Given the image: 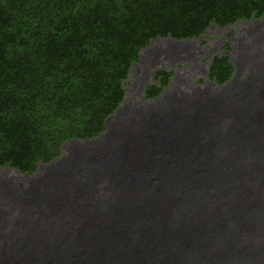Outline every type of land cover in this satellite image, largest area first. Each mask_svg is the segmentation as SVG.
Wrapping results in <instances>:
<instances>
[{
    "label": "bare ground",
    "instance_id": "1",
    "mask_svg": "<svg viewBox=\"0 0 264 264\" xmlns=\"http://www.w3.org/2000/svg\"><path fill=\"white\" fill-rule=\"evenodd\" d=\"M225 28L241 61L223 54L235 72L221 94L210 80L173 95L193 87L171 70V94L141 107L128 92L105 132L41 172L0 166V264H264V22ZM158 40L140 61L198 59L195 39Z\"/></svg>",
    "mask_w": 264,
    "mask_h": 264
},
{
    "label": "trees",
    "instance_id": "2",
    "mask_svg": "<svg viewBox=\"0 0 264 264\" xmlns=\"http://www.w3.org/2000/svg\"><path fill=\"white\" fill-rule=\"evenodd\" d=\"M263 15L264 0H0V166L32 174L66 142L105 132L151 39ZM233 72L230 57L216 55L207 76L225 84ZM172 74L156 70L146 97Z\"/></svg>",
    "mask_w": 264,
    "mask_h": 264
},
{
    "label": "rangeland",
    "instance_id": "3",
    "mask_svg": "<svg viewBox=\"0 0 264 264\" xmlns=\"http://www.w3.org/2000/svg\"><path fill=\"white\" fill-rule=\"evenodd\" d=\"M261 21L264 22V19H261ZM231 28H236V26L235 27L232 26ZM263 30H264V28H263ZM227 31H228V29H226V28H219V27L214 25V26L209 27L207 29V32L202 34L201 37H196L195 40L197 41V44L199 46V49H197L198 54L196 57L198 59H196L193 62H190L186 65L183 64L184 66L182 64H180L179 61H176V62L171 61L170 62L171 65L167 64V65H164L163 67L162 66L160 67V65L156 62L149 63L147 61L146 62H140L138 64V66L137 65L133 66L129 80H127L126 84H125L126 95L128 94V92H130L131 94L134 95V98L136 100H139L140 99V92H138L139 83L146 81L143 83L147 84L150 81H152L154 71L156 70L157 67H158V69H166L167 71H170V70L174 71L175 70L174 76H177L178 79L182 78L181 79L183 81L182 84L187 83V84H190L191 87H194V86H198V87H204L205 86L206 87V85L208 83H210V80L207 79V69H208L207 67L209 66V62L211 61V58L214 55L223 54V53H225V51H228L229 56L231 57L232 61L234 63L236 61V64L240 65L241 53L234 46L237 43L234 40H229V38L225 35V32H227ZM241 34L242 33H239L237 30H235V37H240ZM229 43H233L231 45V47H229L227 45ZM205 51H206V53H205ZM183 55L187 56V54H183ZM147 58L150 61H153L157 58H161L163 60V63H165V64L168 63V60L166 59V56H165L161 46H153L152 52L149 55H147ZM237 62H239V63H237ZM155 65H157V67H155ZM134 67H136V68H134ZM152 67H154V68H152ZM185 72H187V73H185ZM201 78H202V80H200ZM198 80H200V81H198ZM137 82H139V83H137ZM214 85H215V83H214ZM180 86H183V85H180ZM215 88L213 87L212 91H215L214 90ZM134 98L132 97V95L129 97L130 100H132ZM2 171H3V169L0 170V174ZM19 181H21V179H15L14 180V182L16 184H18Z\"/></svg>",
    "mask_w": 264,
    "mask_h": 264
},
{
    "label": "clouds",
    "instance_id": "4",
    "mask_svg": "<svg viewBox=\"0 0 264 264\" xmlns=\"http://www.w3.org/2000/svg\"><path fill=\"white\" fill-rule=\"evenodd\" d=\"M264 16V15H263ZM254 18V17H253ZM252 19V18H251ZM256 19H259V20H261V19H263V17L261 16L260 18H256ZM240 21H244V20H238L237 22H235L234 24H236V23H238V22H240ZM213 24V25H212ZM234 24H232V25H234ZM215 24L214 23H211L210 24V26L209 27H211V26H214ZM216 26V25H215ZM227 26H231V25H227ZM227 26H225V27H227ZM208 27V28H209ZM225 27H223V28H225ZM207 28V29H208ZM206 31V30H205ZM202 34H204V32L202 33ZM202 34H200V35H202ZM199 35V36H200ZM168 36H170V35H168ZM167 37V36H166ZM166 37H164V38H161V37H157V38H159V40H166V41H168V40H174V41H177V40H181V39H176V38H173V37H171V39H166ZM157 38H154V39H151V40H155V39H157ZM196 37H192V38H182L183 40L184 39H188V40H193V39H195ZM150 40V41H151ZM158 40V41H159ZM153 41H151V42H153ZM151 42H149V44L151 43ZM148 44V45H149ZM144 49H146V47L145 48H143V49H141L140 50V52L142 51V50H144ZM140 52H139V58H140ZM224 54V53H223ZM223 54H219L218 56H221V55H223ZM214 56H216V55H214ZM213 56V57H214ZM213 57H212V59H213ZM212 59H211V61H212ZM211 61L209 62V65H210V63H211ZM140 62H142V61H140V60H138L137 62H135V63H140ZM135 63H133L132 64V66H131V69H130V73H129V75H128V77H127V79L124 81V88H125V84H126V81L129 79V77H130V74H131V72H132V67L133 66H135ZM232 63V62H231ZM233 64V63H232ZM234 66V65H233ZM160 67H161V65H160ZM209 67V66H208ZM156 70H158V68H156ZM155 70V71H156ZM164 70H166V69H164ZM155 71H154V74H153V79H152V81H150L149 83H147V84H145V83H143L142 84V87H143V85H145V89H146V86L147 85H149V84H151V83H158V81H155L154 80V76H155ZM171 71V70H170ZM172 72V71H171ZM207 72H208V69H207ZM234 72H235V67H234ZM233 72V73H234ZM233 75V74H232ZM253 75H259L260 77H262L263 79H264V72L263 73H257V74H253ZM232 77V76H231ZM230 77V78H231ZM207 78H208V76H207ZM246 78H248V77H246ZM246 78H244V79H242V80H245ZM209 79V78H208ZM210 80V79H209ZM146 82V81H145ZM224 84V83H223ZM223 84H215L214 85V87H216L214 90L215 91H212V89H211V92H214V94H216V93H220L221 94V88L220 87H218L217 85H223ZM197 88H199L198 86H194L192 89H190V93L189 92H185V93H188L187 95H184L183 93H180V92H175L173 95H176V96H189L190 97V95H191V93L193 92V90H195V89H197ZM210 88V87H209ZM213 88V87H212ZM145 89L144 90H142L141 89V91H140V97L142 98L141 100H142V105H141V107L143 106V105H148V104H150L151 102H155V100L160 96V94L163 92V91H166L168 94H171V91L172 90H170L169 89V87H168V85L167 86H165L164 88H162V90H161V92L156 96V97H153V98H147L146 97V95H145ZM192 90V91H191ZM125 92H126V90H125ZM126 99V93H125V96H124V99H123V101H122V103L120 104V105H122V108H123V103H124V100ZM119 105V106H120ZM118 109V108H117ZM116 111V110H115ZM114 111V112H115ZM113 112V113H114ZM124 112V111H123ZM112 113V114H113ZM69 142V141H68ZM62 148V147H61ZM61 155H62V153H61ZM60 155V156H61ZM58 158V157H57ZM56 159V158H55ZM53 161V160H52ZM42 164V163H41ZM41 164L38 166V168H37V170L35 171V172H33L32 174H36L37 172H41V170H40V167H41ZM47 164V163H46ZM4 167H7V168H10V166H8V165H5ZM12 170H16V169H12ZM17 171V170H16ZM19 171V170H18ZM21 173V172H20ZM25 173H21V175H24ZM28 174V173H27ZM32 174H28L29 176H31ZM19 179H21V182H27L25 179H23V176H20L19 177Z\"/></svg>",
    "mask_w": 264,
    "mask_h": 264
}]
</instances>
